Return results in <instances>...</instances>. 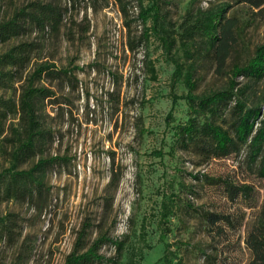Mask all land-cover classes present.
<instances>
[{
    "label": "rangeland",
    "instance_id": "374dc122",
    "mask_svg": "<svg viewBox=\"0 0 264 264\" xmlns=\"http://www.w3.org/2000/svg\"><path fill=\"white\" fill-rule=\"evenodd\" d=\"M35 1L57 4L63 18L57 28L29 25L27 33L0 45V55L19 43L32 45L26 67L0 83V112H7L0 171L12 165L23 136L19 106L30 82L50 91L36 104L45 136L18 169L57 160L39 174L44 186L33 198L0 205L11 231L0 240V264H64L82 233L86 247L100 235L126 237L122 264H135L140 248V264H256L250 243L255 236L264 239L262 156L252 161L248 145L209 160L171 150L172 126L185 122L189 111L188 89L174 76L172 58L183 75L193 74L197 94L224 89L234 67L264 44V15L238 0H174L162 9L159 31L131 50L115 0H0V22ZM128 1L137 41L143 25L137 2ZM223 8V20L233 18L235 27L220 64L217 41L204 33L188 38L185 29ZM164 34L175 41L170 53L160 40ZM44 64L66 74L36 77ZM237 82L246 107L261 110L257 127L264 116V78L240 76ZM220 123L234 135L229 113ZM232 186L248 190L237 194ZM210 215L221 219L212 225ZM102 254L108 258L114 249L105 245Z\"/></svg>",
    "mask_w": 264,
    "mask_h": 264
},
{
    "label": "trees",
    "instance_id": "16d2710c",
    "mask_svg": "<svg viewBox=\"0 0 264 264\" xmlns=\"http://www.w3.org/2000/svg\"><path fill=\"white\" fill-rule=\"evenodd\" d=\"M115 1L125 19L130 48L134 50L136 46H142L149 41L153 33L159 31L157 27L161 19L162 9L174 0H134L139 8L138 19L143 25L142 34L137 41L132 38L133 21L130 18L129 1ZM238 2L258 9V13L264 15V0H238ZM224 13V8L217 12H210L204 17H199L185 29L188 38H192L195 33H204L211 40L217 41L220 64L227 58L234 42L235 21L233 18L223 20ZM62 18L63 13L57 4L53 2H31L9 19L0 22V45L27 33L29 25H34L41 30L47 27L57 28L61 24ZM149 20L152 21V25L147 27L146 24ZM160 40L162 46L170 53L175 45L174 39H170L168 34H164ZM31 46L30 43H19L0 55V83H5L8 77L16 76L21 69L26 67L32 51ZM172 61L176 66L174 76L177 79L183 78L188 89L184 98L188 103L189 111L188 119L185 122H179L172 126L173 144L171 150H188L204 160H209L237 153L242 146L248 145L252 161L262 156V173L264 174V116L256 127L261 110L256 107L249 109L246 107L245 102L240 97L242 93L237 82V78L240 76L257 80L264 78V44L257 47L254 56L245 65L234 67L233 78L226 88L206 94H197L193 74L188 71L183 75L181 64L174 58ZM43 73L53 77L66 74L49 64L41 65L34 74L37 77ZM49 96L50 91L48 89L36 87L33 82H30L21 95L19 111L24 124V131L23 136L19 135L18 145L12 153V165L0 171V205L12 199L33 198L44 186V181L39 174L49 163L57 160L56 158L40 159L29 169H18L19 163L27 162L36 155L38 144L45 136V131L41 129L38 120L36 104L38 99ZM2 107H8L6 102ZM226 113L232 117L231 126L234 135L220 123ZM6 116L7 112H0V132L3 130L2 122ZM168 124L171 122L168 121ZM143 133L142 128L140 134ZM157 154L158 156L163 155L161 151ZM112 184H115V179L111 180L110 186ZM234 188L231 187V189ZM247 190L248 187L246 186L235 188L237 194ZM163 216L166 217L167 214H163ZM220 219L219 215L208 217V221L212 225H216ZM10 232L8 222L5 218L0 217V240ZM250 244L256 257V264H264V239L255 236ZM105 245H110L114 249V254L108 258L102 254V248ZM127 245L128 239L126 237L111 238L104 234L86 247L85 235L82 233L77 239L75 249L67 256L64 264H122ZM137 256L138 260L135 264H140L144 256L142 248H140ZM128 264H132V261ZM177 264H181L180 260Z\"/></svg>",
    "mask_w": 264,
    "mask_h": 264
}]
</instances>
